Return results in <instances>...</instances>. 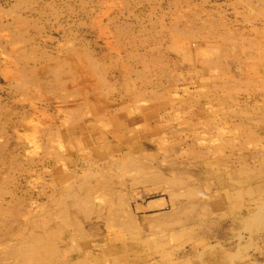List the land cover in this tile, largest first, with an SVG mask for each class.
<instances>
[{
    "label": "rangeland",
    "instance_id": "obj_1",
    "mask_svg": "<svg viewBox=\"0 0 264 264\" xmlns=\"http://www.w3.org/2000/svg\"><path fill=\"white\" fill-rule=\"evenodd\" d=\"M0 28V264H264V0H0Z\"/></svg>",
    "mask_w": 264,
    "mask_h": 264
},
{
    "label": "bare ground",
    "instance_id": "obj_2",
    "mask_svg": "<svg viewBox=\"0 0 264 264\" xmlns=\"http://www.w3.org/2000/svg\"><path fill=\"white\" fill-rule=\"evenodd\" d=\"M120 1H121V0H120ZM104 7H105V6H104ZM201 7H202V6H201ZM90 8H91V7H90ZM99 9H100V8H99ZM179 12H180V11H179ZM207 12H208V11H207ZM207 12H206V13H207ZM108 13H109V12H108ZM177 13H178V12H177ZM180 13H182V12H180ZM185 13H186V12H185ZM106 14H107V13H106ZM193 14H194V13H193ZM186 15H187V14H186ZM196 15H197V14H196ZM200 15H201V14H200ZM200 15H199V16H200ZM174 16H175V15H174ZM191 16H194V17H195V15H191ZM197 16H198V15H197ZM206 16H207V15H206ZM206 16H205V19H206ZM42 17H43V16H42ZM182 17L185 18V16H182ZM200 17H201V16H200ZM200 17H199V18H200ZM174 18H175V17H174ZM197 18H198V17H197ZM211 18H212V15H211ZM188 19H189V18H188ZM188 19H187V20H188ZM195 19H196V18H195ZM203 19H204V18H203ZM174 20H175V19H174ZM189 20H190V19H189ZM199 20H200V19H199ZM201 20H202V19H201ZM201 20H200V21H201ZM190 21H191V20H190ZM194 21H195V20H194ZM196 21L199 22L198 20H196ZM196 21H195V23H196ZM211 21H213V18H212ZM175 22H177V21H175ZM191 22H192V21H191ZM207 22H208V21H207ZM222 22H223V21H222ZM222 22H221V23H222ZM18 23H19V22H18ZM189 23H190V22H189ZM204 23H205V22H204ZM204 23H203V24H204ZM174 24H175V23L173 22L172 25H174ZM213 24H214V23H213ZM199 25H200V24H199ZM214 25H216V23H215ZM174 26H177V24L174 25ZM174 26H173L172 28H174ZM196 26H198V25L196 24ZM203 26L205 27V24H204ZM218 26H220V25H218ZM218 26H217V27H218ZM170 27H171V26H170ZM204 27H203V29H204ZM208 27H209V26H207V29H209ZM215 27H216V26H215ZM217 27H216V28H217ZM0 29H1V28H0ZM105 29H106V28H105ZM168 29H169V27H168ZM168 29H166V30H168ZM181 29H182V28H181ZM187 29H188V28H187ZM162 30H165V29H162ZM178 30H179V28H178ZM204 30H205V29H204ZM209 30H211V29H209ZM179 31H181V30H179ZM183 31H184V29H183ZM189 31H190V30H189ZM193 31H194V30H193ZM195 31H196V30H195ZM197 31H201V30L198 29V27H197ZM202 31H203V30H202ZM206 31H208V30H206ZM99 32H100V31H99ZM173 32H174V30H173ZM191 32H192V31H191ZM203 32H204V31H203ZM171 33H172V31H171ZM174 33H175V32H174ZM174 33H172V36H173ZM198 33H199V32H198ZM195 34H196V33H195ZM230 34H231V33H230ZM14 36H15V35H14ZM16 36H17V35H16ZM144 36H145V35H144ZM174 36L176 37L175 34H174ZM174 36H173V37H174ZM196 36H197V35H196ZM225 36H226V35H225ZM175 37H174V38H175ZM179 37H180V36H179ZM228 38H230V37H228ZM13 39H14V38H13ZM13 39H12V40H13ZM24 39H25V38H24ZM107 40H108V39H107ZM165 43H166V42H165ZM241 46H243V45H241ZM222 50H223V49H222ZM248 50H249V49H248ZM202 51H203V50H202ZM119 52H120V51H119ZM13 54L15 55V52H14ZM154 55H155V54H154ZM154 55H153V57H155ZM205 55H206V54H205ZM15 56H16V55H15ZM15 56H14V57H15ZM22 57H23V55H22ZM22 57H20V59H22ZM16 58H17V57H15V59H16ZM18 58H19V57H18ZM163 59H164V58H163ZM13 60H14V58H13ZM16 60H17V59H16ZM14 61H15V60H14ZM14 61H13V62H14ZM18 61H21V60L18 59V60H17V63H18ZM153 61H154V60H153ZM153 61H152V62H153ZM209 61H211V60L209 59ZM45 62H46V61H45ZM212 62H213V61H212ZM40 63H41V62H40ZM206 63H207V60H206ZM12 64H14V63H12ZM154 64H155V63H154ZM43 65H44V64H43ZM43 65H42V66H43ZM15 66L17 67L16 63H15ZM33 66H36V65H33ZM46 66H47V65H46ZM46 66H45V67H46ZM48 66H49V65H48ZM82 66H83V65H82ZM148 66H149V65H148ZM3 67H4V66H3ZM10 67H11V66H10ZM146 67H147V66H146ZM73 68H74V67H73ZM77 68H78V67H77ZM27 69H28V68L26 67L25 70H27ZM30 69H31V68H30ZM74 69H75V68H74ZM79 70H81V68H80ZM87 70H89V69H87ZM87 70H86V71H87ZM27 71H29V69H28ZM74 71H75V70H74ZM89 71H90V70H89ZM89 71H87V72H89ZM29 72H30V71H29ZM40 72H41V71H40ZM24 73H25V71H24ZM47 73H48V72H47ZM58 73H59V72H58ZM27 75H28V74H27ZM8 76H9V75H8ZM30 76H31V74H30ZM35 76H36V75L34 74V77H35ZM38 76H39V75H38ZM34 77H33V78H34ZM39 78H40V77H39ZM35 79H36V78H35ZM41 79H42V78H41ZM47 79H48V78H47ZM31 80H32V79H31ZM33 81H34V80H33ZM34 82H35V81H34ZM39 82H40V81H39ZM43 85H44V84H43ZM39 86H41V84H40ZM39 86H38V87H39ZM50 86H51V85H50ZM80 86H81V85H80ZM28 88H29V87H28ZM80 88H83V87H80ZM51 89H52V88H51ZM46 90H48V88H46ZM72 90H73V89H72ZM56 91H57V90H56ZM74 91H75V90H74ZM54 92H55V91H54ZM73 93H74V92H73ZM72 95H73V94H72ZM72 95H71V96H72ZM75 95H76V94H75ZM77 96H79V95H77ZM139 97H140V96H139ZM139 97H138V98H139ZM67 98H68V97H67ZM77 98H79V97H77ZM86 98H87V97H86ZM93 98H94V97H93ZM56 99H57V98H56ZM90 99H91V98H90ZM94 99L96 100V98H94ZM23 100H24V99H23ZM68 100H69V99H68ZM72 100H73V99H72ZM84 100H85V99H84ZM95 100H94V101H95ZM98 100H99V99H98ZM103 100H104V99H103ZM81 101H82V100H81ZM104 101H105V100H104ZM68 102H69V101H68ZM68 102H67V103H68ZM74 102H75V101H74ZM98 102H99V101H98ZM138 102H139V101H138ZM72 103H73V102H72ZM84 103H85V102H84ZM86 103H87V102H86ZM86 103H85V104H86ZM79 104H80V103H79ZM109 104H111V103H109ZM118 104H119V103H118ZM76 106H77V105H76ZM95 106H96V105H95ZM134 106H135V105H134ZM49 107H50V106H49ZM111 107H112V106H111ZM135 107H136V106H135ZM71 108H72V107H71ZM79 108H80V107H79ZM79 108H78V109H79ZM88 108H89V106H88ZM128 108H129V107H128ZM133 108H134V107H133ZM137 108H138V107H137ZM80 109H81V108H80ZM80 109H79V110H80ZM95 109H96V108H95ZM115 109H116V106H115ZM134 109H135V108H134ZM140 109H141V108H140ZM101 110H102V109H101ZM45 111H46V110H45ZM48 111H49V110H48ZM87 111H88V110H87ZM102 111H103V110H102ZM105 111H106V110H105ZM105 111H103V112H105ZM108 111H109V110H108ZM113 112H114V110H113ZM129 112H130V111H129ZM141 112H142V111H141ZM100 113H101V112H100ZM79 114H80V113H79ZM81 114H82V113H81ZM106 114H107V113H106ZM141 114H143V113H141ZM73 115L75 116L76 113L73 114ZM83 115H84V114H83ZM108 115H109V114H108ZM84 116H85V115H84ZM109 116H110V115H109ZM76 117H77V116H76ZM80 117H82V115H81ZM119 118H120V117H119ZM73 120H74V119H73ZM78 120L81 121V118H79ZM90 120H91V119H90ZM92 121H93V120H92ZM68 122H69V121H68ZM74 123H75V120H74ZM86 123H87V122H86ZM56 126H57V125H56ZM56 126H55V127H56ZM87 126H88V125H87ZM56 128L59 129L58 127H56ZM93 128H94V127H93ZM50 129H51V128H50ZM96 129H97V128H96ZM133 129H134V128H133ZM130 130H131V129H130ZM51 131H52V130H50V132H51ZM55 131L57 132V130H55ZM55 131H54V132H55ZM87 131H88V130H87ZM123 131H124V129H123ZM88 132H89V131H88ZM105 132H106V131H105ZM57 133H59V132H57ZM60 133H61V132H60ZM107 133H108V132H107ZM107 133H105V134H107ZM49 134H50V133H49ZM109 134H110V132H109ZM133 134H134V133H133ZM81 135H83V134H81ZM59 136H61V135H59ZM105 136H106V135H105ZM120 136H121V135H120ZM58 138H59V137H58ZM4 141H5V140H4ZM69 142H70V141H69ZM101 142H102V141H101ZM101 142H100V143H101ZM71 143H72V142H71ZM90 143H91V142H90ZM72 144H73V143H72ZM112 146H113V145H112ZM75 149H76V148H75ZM128 149H129V148H128ZM145 149H146V148H145ZM120 151H121V150H120ZM138 153H139V152H138ZM140 153H141V152H140ZM136 154H137V153H136ZM146 154H147V153H146ZM131 155H132V154H131ZM131 155H130V158H131ZM138 155H139V154H138ZM108 156H109V155H108ZM115 156H116V158H117V155H115ZM115 156H114V158H115ZM121 156H122V155H121ZM133 156H134V155H133ZM133 156H132V157H133ZM139 156H140V155H139ZM79 157H80V156H79ZM120 158H121V157H120ZM134 158H135V157H134ZM147 158H149V157H147ZM87 159H88V158H87ZM87 159H86V160H87ZM132 159H133V158H132ZM132 159H131V162H132ZM135 159H136V158H135ZM72 160H73V159H72ZM118 160H119V159H118ZM125 160H126V159H125ZM129 160H130V159H129ZM87 161H88V160H87ZM99 161H100V160H99ZM101 161H102V160H101ZM101 161H100V162H101ZM106 161H107V160H106ZM108 161H109V160H108ZM108 161H107V162H108ZM110 161H111V160H110ZM120 161H121V160H120ZM147 161H149V160L147 159ZM153 161H154V160H153ZM104 162H105V161H104ZM124 162H125V161H124ZM150 162H151V161H150ZM83 163H84V161H83ZM91 163H92V162H91ZM151 163H152V162H151ZM78 164H79V163H78ZM101 164H102V163H101ZM103 164H104V163H103ZM109 164H110V162H109ZM133 164H134V162H133ZM146 164H147V162H146ZM88 165H89V164H88ZM122 165H123V164H122ZM141 165H142V164H141ZM149 165H150V164H149ZM106 166H107V165H106ZM109 166H111V165H109ZM114 166H115V165H114ZM124 166H125V165H124ZM127 166H128V165H127ZM134 166H135V165H134ZM147 166H148V165H147ZM154 166H155V164H154ZM154 166H153V168H154ZM102 167H103V166H102ZM118 167H120V166H118ZM121 167H122V166H121ZM128 167H129V166H128ZM139 167H140V166H139ZM148 167H149V166H148ZM150 167H151V165H150ZM150 167H149V168H150ZM155 167H156V166H155ZM0 168H1V167H0ZM94 168H95V167H94ZM136 168H137V167H136ZM149 168H148V169H149ZM153 168H150V169H153ZM86 169H87V168H86ZM88 169H90V168H88ZM91 169H92V168H91ZM124 169H126V168H124ZM138 169H139V168H138ZM144 169H145V168H144ZM148 169H147V170H148ZM154 169H155V168H154ZM154 169H153V170H154ZM126 170H127V169H126ZM126 170H124V171H122V172H124V173L126 174V173H127V172H125ZM135 170H136V169H135ZM145 170H146V169H145ZM145 170H142V169H141L142 172L145 171ZM158 170H159V169H157L156 171H157V172H160V171H158ZM129 171H130V170H129ZM138 171H140V170H138ZM97 172H98V171H97ZM97 172H96V173H97ZM133 172H134V171H133ZM135 172H136V174H137V171H135ZM135 172H134V173H135ZM151 172H152V171H151ZM80 173H81V172H80ZM134 173H132V174H134ZM144 173H145V172H144ZM73 174H74V173H73ZM93 174H94V171H93ZM65 175H66V174H65ZM74 175H75V174H74ZM177 175H178V174H177ZM177 175H176V176H177ZM83 176H85V175H83ZM67 177H68V176H67ZM76 177H77V176H76ZM163 177H164V176H163ZM77 178H78V177H77ZM165 178H166V177H165ZM165 178H164V180H165ZM67 179H68V178H67ZM106 179H107V178H106ZM167 179H168V178H167ZM76 180H77V179H76ZM168 180H169V179H168ZM137 181H139V180H137ZM146 181H147V180H146ZM158 182H160V181H158ZM80 183H81V182H80ZM142 183H143V182H142ZM167 184H168V183H167ZM91 185H92V184H91ZM101 186H102V185H101ZM103 186H104V184H103ZM60 188H61V187H60ZM70 188L72 189L73 187H71V185H70ZM70 188H69V190H70ZM107 188H108V187H107ZM92 189H94V188H92ZM104 189H105V187H104ZM114 189H115V188H114ZM75 190H76V189H75ZM99 191H100V190H99ZM101 191H102V190H101ZM112 191H113V190H112ZM67 192H68V190H67ZM74 192H75V191H74ZM98 193H100V192H98ZM104 193H105V192H104ZM65 194H66V193H65ZM71 194H73V193H71ZM123 194H124V193H123ZM68 195H69V193H68ZM65 196H66V195H65ZM103 196H104V195H102V197H103ZM105 196H106V194H105ZM119 196H120V195H119ZM190 196H191V195H190ZM61 197H64L63 194L60 196V198H61ZM68 197H69V196H67L66 198H68ZM70 197H71V195H70ZM70 197H69V198H70ZM73 197H74V195H73ZM97 197H98V198H96L97 201H98L99 199H100L99 201L102 200V197H101V196H100L101 198H99L98 195H97ZM106 197H107V196H106ZM125 197H126V195H125ZM16 198H17V197H16ZM50 198H51V197H50ZM50 198H49V199H50ZM64 198H65V197H64ZM66 198H65V199H66ZM78 198H79V197H78ZM78 198H77V199H78ZM92 198H93V197H92V191H91V189H89V191H87L86 194H85V196L82 197L81 199H83V200H84L83 203L86 202V203L88 204V207L90 208V206H91L90 204H91V203L89 204V202H93V201H92ZM94 198H95V196H94ZM128 198H129V197H128ZM58 199H59V198H58ZM61 199H62V198H61ZM108 199H109V198H108ZM111 199H112V198H111ZM111 199H110V200H111ZM118 199H119V198H118ZM54 200H56V199H54ZM73 200H74V199H73ZM103 200L106 201L104 198H103ZM103 200H102V201H103ZM124 200H125V203H126V200H127V199H124ZM66 201H67V200H66ZM71 201H72V200H71ZM75 201H76V200H75ZM77 201H78V200H77ZM77 201L75 202L76 205H77ZM99 201H98V202H99ZM104 201H103V202H104ZM61 202H62V200H61ZM107 202H108V200H107ZM110 202H112V201H110ZM121 202H122V201H121ZM239 202H240V201H239ZM58 203H59V202H58ZM65 203H66V207H67V204H69V203H67V202H65ZM86 203L83 204V205H85V206L87 207V204H86ZM99 203H100V202H99ZM104 203H106V202H104ZM122 203H123V202H122ZM122 203H121V205H122ZM60 204H61V203H60ZM81 204H82V203H81ZM101 204H102V203H101ZM127 204H128V203H127ZM127 204H126V206H127ZM58 205H59V204H58ZM58 205H57V206H58ZM69 205H70V204H69ZM78 205H80V204H78ZM99 205H100V204H99ZM118 206H119V205H118ZM122 206H123V205H122ZM71 207H72V206H71ZM92 207H93V206H92ZM92 207H91V208H92ZM119 207H120V206H119ZM127 207H128V206H127ZM60 208H61V207H60ZM112 208H113V206H112ZM115 208H116V206H115ZM128 208H129V207H128ZM64 209H65V208H64ZM67 209H68V208H67ZM67 209H65V210H67ZM103 209H104V208H103ZM103 209H102V210H103ZM85 210H86V209H85ZM92 210H93V208H92ZM110 210H111V208H110ZM59 211L61 212V210H59ZM67 211H68V210H67ZM112 211H113V209L111 210V212H112ZM87 212H88V211H87ZM87 212L84 211V213H86V214H87ZM115 212H116V211H115ZM115 212H114V213H115ZM114 213H113V214H114ZM59 214H60V213H59ZM86 214H85V215H86ZM90 214H91V212H90ZM97 214H98V213H97ZM111 214H112V213H111ZM113 214H112L111 216H113ZM117 214H118V213H117ZM66 215H67V214H66ZM41 216H42V215H41ZM50 216H53V215H50ZM57 216H59V215H57ZM63 216H64V215H63ZM69 216H70V215H69ZM34 217H35V216H34ZM34 217H33V218H34ZM66 217H67V216H66ZM66 217H65V219L68 218V217H67V218H66ZM74 217H75V216H74ZM77 217H78V216H77ZM99 217H100V216H98V218H99ZM49 218L51 219V217H49ZM87 218L89 219L90 216H87V215H86V219H87ZM60 219H62V218H60ZM75 219H76V217H75ZM96 219H97V218H96ZM67 221H69V220L67 219ZM106 221H107V220H106ZM112 221H113V220L111 219V222H112ZM154 221H155V220H154ZM44 222H45L46 225H47V222H46V221H44ZM50 222H51V221H50ZM108 222H109V220H108ZM108 222L105 223L106 227L108 226ZM45 223H43V224H45ZM66 223H67V222H66ZM114 223H115V222H113V224H114ZM77 224H78V223H77ZM66 225H68V224H66ZM110 225H112V224H109V226L107 227V229L113 226V225H112V226H110ZM114 225H115V224H114ZM47 226H48V225H47ZM69 226H70V225H69ZM115 226H116V225H115ZM123 226H124V225H123ZM36 227H37V226H36ZM42 227H46V226H42ZM78 227H79V226H78ZM127 227H129V226H127ZM113 228H114V226H113ZM113 228H112V230H113ZM115 228H118V227H115ZM115 228H114V229H115ZM110 229H111V228H110ZM110 229H108V231H109ZM119 229H120V231L123 230L122 228H119ZM119 229H117V230L119 231ZM112 230H111V231H112ZM115 230H116V229H115ZM127 230H128V228H127ZM133 230H134V229H133ZM111 231L109 232V234L111 233ZM120 231H119V232H120ZM124 231H125V230H123V232H124ZM137 231H138V230H137ZM34 232H35V231H34ZM34 232H33V233H34ZM77 232H78V231H77ZM116 232H117V231H116ZM123 232H122V233H123ZM138 232H139V231H138ZM35 233H37V232H35ZM35 233H34V234H35ZM7 234H8V233H7ZM7 234H6V235H7ZM111 234H112V233H111ZM124 234H125V233H124ZM12 235H13V234H12ZM27 236H29V235L27 234L26 237L22 235V237H25V238H28ZM82 236H83V235H82ZM93 236H94V235H93ZM25 238H23L24 244H23L22 246H20V247L18 246V247H16V248H15V247L13 248V253H14L16 256H18V257H22V258H25V259H33V258L36 257V251H37V250H36V248H34V247L28 248V246L26 245V239H25ZM31 238H32V237H31ZM94 238H95V237H94ZM32 239H33V238H32ZM32 239H31V240H32ZM20 240H21V239H20ZM29 240H30V239H29ZM23 241H22V242H23ZM106 241H107V240H106ZM33 242H34V241H33ZM78 242H79V241H78ZM81 242H82V241H81ZM101 242H102V241H101ZM28 243H29V242H28ZM53 243H54V242H53ZM56 243H57V242H56ZM102 243H103V242H102ZM5 245H6V244H5ZM17 245H18V244H17ZM101 245H102V244H101ZM52 246H53V244H52ZM61 246H62V245H61ZM102 246H103V245H102ZM105 246H106V245H105ZM9 247H10V246H8V248H9ZM82 247H83V246H82ZM84 247H85V246H84ZM107 247H108V246H107ZM5 248H6V246H5ZM3 249H4V248H3ZM43 249H44V248H43ZM45 249H46V248H45ZM51 249H52V248H51ZM72 249H73V247H72ZM81 250H82V249H81ZM44 251H45V250H44ZM46 251H47V250H46ZM50 251H51V250H50ZM58 251H59V250H58ZM76 251H77V249H76ZM85 251H86V250H85ZM48 252H49V251H48ZM61 252H62V251H61ZM72 252H73V251H72ZM79 252H80V251H79ZM105 253H106V252H105ZM45 254H46V253H45ZM48 254H49V253H48ZM65 254H66V253H65ZM81 254H82V253H81ZM87 254H88V253H87ZM110 254H111V253H110ZM84 255H85V254H84ZM69 256H70V255H69ZM82 256H83V255H82ZM110 256H113V255H110ZM42 257H43V256H42ZM54 257H55V256H54ZM10 259L13 260V262H14V259H15V258L13 259V257H12V258H10ZM18 259H19V258H18ZM55 259H56V257H55ZM65 259H66V258H65ZM98 259H99V258H98ZM19 260H20V259H19ZM61 260H62V259H61ZM87 260H88V259H87ZM110 260H111V259H110ZM22 261H23V260H22ZM40 261H41V260H40ZM55 261H56V260H55ZM58 261H60V260H58ZM64 261H65V260H64ZM64 261H63V262H64ZM66 261H67V259H66ZM69 261H70V258H69ZM94 261H96V259H95ZM106 261H107V260H106ZM9 262H10V261H9ZM44 262H45V261H43L42 264H44ZM96 262H97V261H96ZM55 263H56V262H55ZM68 263H70V262H68ZM68 263H67V264H68ZM45 264H46V263H45ZM48 264H49V263H48ZM56 264H57V263H56ZM107 264H108V263H107Z\"/></svg>",
    "mask_w": 264,
    "mask_h": 264
}]
</instances>
